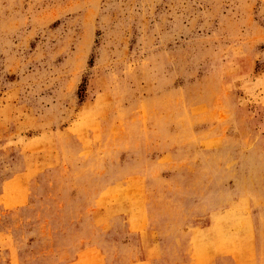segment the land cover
Instances as JSON below:
<instances>
[{
    "label": "rangeland",
    "instance_id": "1",
    "mask_svg": "<svg viewBox=\"0 0 264 264\" xmlns=\"http://www.w3.org/2000/svg\"><path fill=\"white\" fill-rule=\"evenodd\" d=\"M0 264H264V0H0Z\"/></svg>",
    "mask_w": 264,
    "mask_h": 264
},
{
    "label": "bare ground",
    "instance_id": "2",
    "mask_svg": "<svg viewBox=\"0 0 264 264\" xmlns=\"http://www.w3.org/2000/svg\"><path fill=\"white\" fill-rule=\"evenodd\" d=\"M232 220V219H231ZM232 224V223H231Z\"/></svg>",
    "mask_w": 264,
    "mask_h": 264
}]
</instances>
